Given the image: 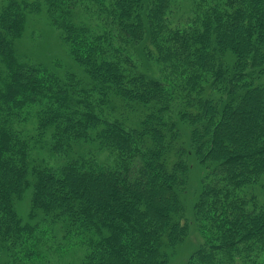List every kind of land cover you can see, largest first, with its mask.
Instances as JSON below:
<instances>
[{"label":"trees","instance_id":"trees-1","mask_svg":"<svg viewBox=\"0 0 264 264\" xmlns=\"http://www.w3.org/2000/svg\"><path fill=\"white\" fill-rule=\"evenodd\" d=\"M81 71L22 62L0 10V264H264V0H46ZM28 196L27 221L18 202Z\"/></svg>","mask_w":264,"mask_h":264},{"label":"rangeland","instance_id":"rangeland-1","mask_svg":"<svg viewBox=\"0 0 264 264\" xmlns=\"http://www.w3.org/2000/svg\"><path fill=\"white\" fill-rule=\"evenodd\" d=\"M30 3L38 1L42 5L40 12H29L22 36L15 41V52L22 62H33L41 65L60 76L66 73L79 72L81 68L73 60L70 48L61 37L59 31L51 22L46 0H26ZM7 0H0V10ZM189 171L188 192L185 195L186 217L191 223L190 235L171 254L168 264H186L193 252L200 246L202 239L194 223V204L202 189L205 169L191 159ZM20 217L27 221L29 201L28 196L17 203Z\"/></svg>","mask_w":264,"mask_h":264}]
</instances>
